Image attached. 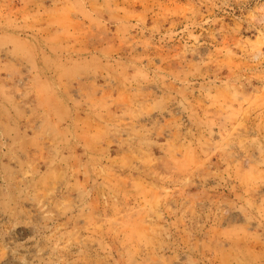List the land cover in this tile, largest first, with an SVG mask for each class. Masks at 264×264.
Returning <instances> with one entry per match:
<instances>
[{"label":"rangeland","instance_id":"obj_1","mask_svg":"<svg viewBox=\"0 0 264 264\" xmlns=\"http://www.w3.org/2000/svg\"><path fill=\"white\" fill-rule=\"evenodd\" d=\"M0 264H264V0H0Z\"/></svg>","mask_w":264,"mask_h":264}]
</instances>
